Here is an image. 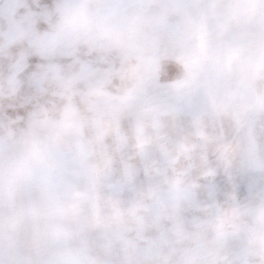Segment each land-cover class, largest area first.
<instances>
[{"label": "rangeland", "instance_id": "obj_1", "mask_svg": "<svg viewBox=\"0 0 264 264\" xmlns=\"http://www.w3.org/2000/svg\"><path fill=\"white\" fill-rule=\"evenodd\" d=\"M0 264H264V0H0Z\"/></svg>", "mask_w": 264, "mask_h": 264}, {"label": "trees", "instance_id": "obj_2", "mask_svg": "<svg viewBox=\"0 0 264 264\" xmlns=\"http://www.w3.org/2000/svg\"><path fill=\"white\" fill-rule=\"evenodd\" d=\"M173 68H175V65H174V64H171V63L168 64V69H169V70H171V69H173ZM169 70H168V71H169ZM168 76H171V74H168Z\"/></svg>", "mask_w": 264, "mask_h": 264}]
</instances>
